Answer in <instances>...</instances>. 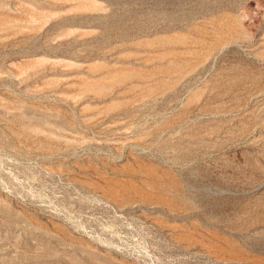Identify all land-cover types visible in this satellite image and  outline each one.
<instances>
[{
  "label": "rangeland",
  "instance_id": "1",
  "mask_svg": "<svg viewBox=\"0 0 264 264\" xmlns=\"http://www.w3.org/2000/svg\"><path fill=\"white\" fill-rule=\"evenodd\" d=\"M0 264H264V0H0Z\"/></svg>",
  "mask_w": 264,
  "mask_h": 264
}]
</instances>
